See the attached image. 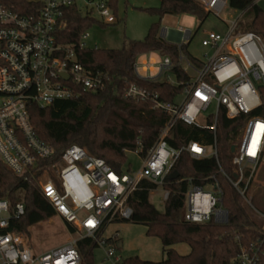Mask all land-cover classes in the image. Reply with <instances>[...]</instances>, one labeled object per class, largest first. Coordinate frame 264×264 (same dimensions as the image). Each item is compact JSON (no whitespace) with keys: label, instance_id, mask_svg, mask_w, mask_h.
I'll return each instance as SVG.
<instances>
[{"label":"built area","instance_id":"obj_1","mask_svg":"<svg viewBox=\"0 0 264 264\" xmlns=\"http://www.w3.org/2000/svg\"><path fill=\"white\" fill-rule=\"evenodd\" d=\"M195 1L206 12L219 18L229 6V0ZM262 1L257 0L256 4ZM73 4V0L62 3L46 0L39 14L29 16L0 8V160L15 176L24 180L39 174L37 182L43 196L78 236L58 248L38 254L32 251L27 238L24 204L12 206L7 199H1L0 264H81L78 242L82 239H92L105 248L107 258L117 264L120 257L106 243L107 228L132 218L128 199L142 180L164 187L167 178L171 179L177 172L174 168L183 153L195 160L214 157L219 173L262 223V238L242 247L232 262L260 264L264 258V211L258 209L251 192L261 189L264 197V188H261L264 182L255 187L260 174L264 179V41L253 32L238 30L244 12L231 22L227 35L204 33L201 45L207 52L202 59L197 58L200 67L182 58V65L186 64L183 69L190 77L186 83L172 81L168 58L158 66L159 72L154 78L150 74L155 68L149 61H144L143 73L148 74L144 79L166 80L174 86H181L183 92L174 102H164L157 94L136 85L126 91V98L151 99L153 109L164 112L169 122L158 142L142 159L141 169L134 173H118L103 159L90 155L78 145L68 147L59 162L41 166L42 162H50L54 149L36 134L29 105L36 104L44 109L57 101L72 99L76 88L98 92L111 82L107 72L86 68L79 62L78 51L89 49L86 46L88 33L81 36L78 47L57 41V34L65 28L62 9ZM87 7L91 15L96 11L103 23L116 22L105 1L87 0ZM170 34L164 30L161 37L166 40ZM176 35L180 39L176 44L190 43L194 36L183 29ZM134 70L142 78L138 64ZM191 71L195 77L190 75ZM213 106L214 112L206 118L205 114ZM221 114L236 126L227 139L230 149L227 171L222 168L217 151L216 131ZM178 122L213 132L214 145L189 142L179 149L171 147L167 137ZM212 179L215 181V177ZM186 181L185 221L227 224L229 213L219 206L221 191L218 185L214 182L199 187L192 179ZM169 196L170 192L165 190V202Z\"/></svg>","mask_w":264,"mask_h":264},{"label":"trees","instance_id":"obj_2","mask_svg":"<svg viewBox=\"0 0 264 264\" xmlns=\"http://www.w3.org/2000/svg\"><path fill=\"white\" fill-rule=\"evenodd\" d=\"M103 1L117 17L119 0ZM256 1L229 0V7L237 12H244L238 24L239 31L253 32L264 41V10ZM43 7L44 2L0 0L1 9L20 16L37 15ZM143 10L159 18L150 27L144 40L132 42L128 48L116 50H77L79 62L86 68L99 69L109 74L111 82L105 89L89 92L76 88V95L72 99L57 101L44 109L36 104L29 105L30 120L36 134L41 141L54 149L53 158L50 162H42V167L59 162L68 147L78 145L90 155L103 159L114 171L122 173L127 164L128 152H138L144 159L160 139L169 122L168 116L159 109H153L151 99L126 98L125 93L132 85H136L151 94H157L164 102H174L183 92V88L166 80L140 78L135 73L134 66L143 56L158 53L163 59L170 60V76L180 83L188 82L190 77L183 69L182 58L196 67H200L201 63L189 52L191 42L176 44L161 37V22L165 16L191 15L203 25L209 13L195 0H161L159 8ZM62 12L65 28L57 34V41L62 45L78 47L81 36L93 26H109L96 20L91 14L83 15L75 4L64 7ZM262 98L264 101V91ZM235 127V123L221 114L216 131L217 151L220 164L226 171L230 152L227 139ZM167 141L175 149L189 142L213 146L214 133L178 122L170 131ZM174 169L179 178H167L164 184V189L170 192V196L165 202L163 212L150 203L151 193L158 186L147 180H142L128 199L133 215L126 222L143 225L148 237L161 241L163 260L152 262L130 257L120 258L117 264H232L242 247L262 238V223L254 217L244 200L219 173L214 157L195 160L188 153H183ZM128 172L131 173L130 169ZM38 175H31L28 180H24L15 176L0 160V200L7 199L12 206L17 203L24 204L27 238L30 228L54 218L63 221L70 234H76L74 228L58 216L43 196L37 182ZM212 177H215V181ZM188 179H192L194 185L199 187H206L214 182L218 185L221 191L219 206L229 213L227 224H191L185 221ZM262 210L264 211V207ZM106 243L118 256L121 255L122 242L118 236L107 238ZM179 244L188 245L190 253L180 255L174 249ZM98 248L100 246L92 239L80 240L78 251L81 264H94V251ZM260 264H264V258Z\"/></svg>","mask_w":264,"mask_h":264},{"label":"rangeland","instance_id":"obj_3","mask_svg":"<svg viewBox=\"0 0 264 264\" xmlns=\"http://www.w3.org/2000/svg\"><path fill=\"white\" fill-rule=\"evenodd\" d=\"M31 2H44L46 0H28ZM57 3H62L67 0H55ZM78 10L83 14H90L91 11L87 7V0H73ZM161 0H119L118 12L116 22L107 27H101L99 25L93 26L86 33L89 34L86 46L89 49H93L96 46L99 49L104 50H116L124 47H129L130 43L138 42L145 39L148 35L150 27L159 21L156 16L150 15L143 9H156L159 8ZM260 7L264 10V0L260 3ZM240 16V12L231 9L229 6L222 12L221 18L214 14H209L207 20L201 25V21L195 16L191 15H178V16H165L161 22V33L167 30L169 33L177 36L176 33L180 29L191 32L194 36L189 45V52L195 58L202 59L207 50L202 47L201 42L204 38L205 32H214L222 35H227L231 22L237 20ZM92 17L102 22L101 17L94 11ZM201 25V28L199 29ZM199 31L197 32V30ZM197 32V34H195ZM167 40V39H166ZM173 43H176L174 41ZM144 61H149L155 68V72L150 76L154 78L158 74V66L162 64L163 58L158 53H151L149 56L140 58L137 61L139 65V74L142 78L148 76L143 73ZM186 64L184 63L183 66ZM190 75L195 77V74L191 71ZM172 81L174 77L171 76ZM180 101V99H178ZM214 106L205 114V117H209L214 112ZM204 124L205 122L202 121ZM232 139H230L231 141ZM142 167V159L137 153H127V164L124 168L125 172L128 169L132 173L138 172ZM264 171V170H263ZM262 171V174H263ZM264 182L263 175L258 176L255 187H260V184ZM262 189L264 187H261ZM251 194L255 198V204L258 209H263L264 197H262L263 190H254ZM165 189L164 187H158L151 193L150 203L160 212L165 209ZM184 209V215L186 213ZM119 232V236L122 242L121 255L123 259L134 257L139 255L141 251L142 256L155 257L157 254L162 255V245L157 238L148 237L146 235V228L143 225H135L128 222H117L111 224L108 227L106 236L111 234L115 235V232ZM28 239L32 245V251H36L38 254L44 253L48 250L58 248L70 240L77 238L76 234H70L65 227L63 221L59 218L51 219L50 221L41 223L37 226L30 228ZM180 248H189L186 244H179ZM138 252V253H137ZM120 255V256H121ZM149 255V256H147ZM154 255V256H152ZM144 256V257H145ZM162 261V260H161ZM94 264H116L114 260L107 258V250L100 247L94 251Z\"/></svg>","mask_w":264,"mask_h":264},{"label":"crops","instance_id":"obj_4","mask_svg":"<svg viewBox=\"0 0 264 264\" xmlns=\"http://www.w3.org/2000/svg\"><path fill=\"white\" fill-rule=\"evenodd\" d=\"M167 39V41H169V42H174V41H176V43H179V41H180V39H179V37L178 36H175V35H173L172 33L169 35V37L168 38H166ZM142 159V158H141ZM143 161V160H142ZM107 230H108V228H107ZM107 230H106V232H105V237L106 238H111V237H113V236H118L119 238H120V236H119V232L117 231V232H115V235L114 234H111L110 236H106V233H107ZM159 240V239H158ZM160 241V240H159ZM160 243H161V241H160ZM162 245V244H161ZM55 249V248H54ZM174 249L180 254V255H182V256H185V255H188L189 253H190V248H185V247H183V248H180V247H178V245H176L175 247H174ZM49 251V250H48ZM138 253V252H137ZM162 253H163V251H162ZM139 255H137V256H134V257H139L140 259H142V260H145V261H152V262H160L161 260H163V254L160 256V255H156L155 257H146L145 255V257L144 256H142L141 255V251H140V253H138ZM147 256H149V255H147ZM152 256H154V255H152ZM120 258H123L122 257V255L121 256H119ZM130 258V257H129Z\"/></svg>","mask_w":264,"mask_h":264},{"label":"water","instance_id":"obj_5","mask_svg":"<svg viewBox=\"0 0 264 264\" xmlns=\"http://www.w3.org/2000/svg\"><path fill=\"white\" fill-rule=\"evenodd\" d=\"M64 78H65V80H68V77L66 76V75H64ZM234 150V148H232V151ZM179 178V174H178V172H174L173 174H172V176H171V179L172 180H176V179H178Z\"/></svg>","mask_w":264,"mask_h":264}]
</instances>
